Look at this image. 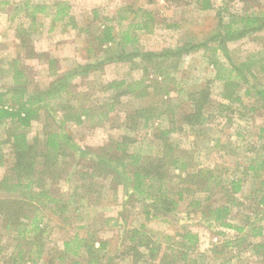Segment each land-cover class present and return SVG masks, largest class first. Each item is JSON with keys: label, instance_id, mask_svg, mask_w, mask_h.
I'll return each mask as SVG.
<instances>
[{"label": "trees", "instance_id": "1", "mask_svg": "<svg viewBox=\"0 0 264 264\" xmlns=\"http://www.w3.org/2000/svg\"><path fill=\"white\" fill-rule=\"evenodd\" d=\"M190 4L199 13L213 9L211 0H191ZM8 5V0H0V12H4ZM45 8L34 5L32 18ZM69 9L68 3L59 2L55 7L54 20L67 18L70 28L78 29L69 16ZM22 10L14 9L16 14ZM253 13L227 12L224 17L218 11L216 31L206 40L185 41L175 49L143 52L139 49L135 32L152 29V14L136 10L133 18L123 25V30L115 31V26L108 22L100 30L96 37L97 48L107 45L102 59L59 73L58 61L47 57L48 75L53 80L46 89L35 87L31 93L28 92L27 75L20 65L22 57L5 61L4 66L0 67V78H8V85L0 87V169L7 164L6 152L11 157V163L0 179V191L6 195L0 198V229L8 235L7 239L13 245L10 253L5 255L2 254L4 249L0 248V262L105 264L109 242L97 237L95 232L85 230V226L80 227L85 230L84 233L81 234L77 227L60 247L45 251L48 227L42 223L39 214L45 207L50 208L52 213L63 214L83 189L88 205L95 204L106 177L110 178L112 192L117 194L120 189L124 195L120 206L122 220L125 221L132 209H138L143 216L144 221L135 227H124L120 231L117 253L123 259L128 257L131 264H231L243 250L250 251L254 256L264 255V211L256 215L246 214L241 201V197L248 199L258 192L260 197L255 204L257 207L264 205V144L257 149L249 145L242 147L243 153L250 154L246 166L239 174L227 178L225 165L194 163V152L181 147L174 139L175 134L184 131H192L194 138L202 135L205 139L207 131L204 127L195 129L209 123L213 114L222 115L231 110L234 104L244 107V96L252 100L249 111L264 113V53H252L235 64L228 46L229 43L264 32V12ZM120 19L119 23H122L127 18ZM15 33L18 47L24 50L23 59L37 58L33 48L26 47L22 24L16 27ZM198 51L206 54L207 63L214 72L213 79L199 90L187 93L177 92L181 89L175 91L179 84L174 81L171 72L176 71L184 57ZM119 63L140 70L142 77L129 83L113 80L101 84L100 90L111 94L110 102L101 105L103 111L77 106L73 95L76 81L102 71L109 64ZM152 72L155 78L147 84L148 74ZM212 82H218L221 89V100L213 105L209 88ZM149 87L161 91L167 99L159 106L133 109L116 123L129 130V135L139 125L145 130L152 128L155 142L133 149V152L129 147L133 141L126 135L97 148L75 143L67 130L70 125H82L87 119L93 126H99L110 111L123 102V98L142 97ZM172 91L178 96L181 93L183 99H171ZM180 102H189L191 112L177 114L176 108ZM57 106L62 109L60 118L56 114L59 110ZM42 111L48 115V127L29 141L27 130L40 119ZM155 120H158L156 125ZM258 139L264 140V129H260ZM60 179H74V192L65 202L52 188ZM248 182L257 185V191L256 188L245 191L244 186ZM197 193H204V198H195ZM185 196L191 198L185 205L184 213H179V202ZM215 197L217 201H214ZM234 212L245 213L240 224L232 222ZM179 214L186 218L197 214L208 229L214 228V235L224 239L201 251L198 234L185 225L173 233L147 227L151 221H180ZM113 225L117 226L116 219ZM225 231L236 235L232 239L225 238ZM108 260V264H113V259Z\"/></svg>", "mask_w": 264, "mask_h": 264}, {"label": "rangeland", "instance_id": "2", "mask_svg": "<svg viewBox=\"0 0 264 264\" xmlns=\"http://www.w3.org/2000/svg\"><path fill=\"white\" fill-rule=\"evenodd\" d=\"M9 5L5 7L4 12H0V67L4 66L5 61H9L16 54L20 58V65L23 66L26 78L28 80V92H32L35 87L46 89L52 77L48 75L46 58L53 57L58 61L59 73L77 65H85L87 62H94L104 57L103 50L107 45L97 48L96 37L106 22L115 26V31L123 30V25L133 18V12L146 11L152 14V29L148 32L136 31L138 36V46L141 51L159 52L165 48L175 49L178 44L185 41L202 42L216 31L217 12L220 11L224 17L226 13H263L264 0H211L213 4L212 11L199 13L193 9L191 0H8ZM59 2H66L69 5V16L73 18L78 29H71L67 18L54 20L55 7ZM34 5L46 7L43 12H37L32 18L31 12ZM23 8L16 14L15 8ZM224 10L225 13L223 12ZM254 14V13H253ZM127 18L122 23L120 18ZM140 18V17H139ZM137 20V19H136ZM23 25L25 31L26 47H32L37 58L23 59L24 50L18 47L16 36V27ZM119 25V27H118ZM121 25V26H120ZM20 43V41H19ZM231 50V60L238 64L246 59L252 53H264V32L250 37L243 38L237 42L228 44ZM206 54L198 51L184 57L176 71L171 72L174 81L179 84L175 88L181 89L177 92H190L206 87V82L213 79V69L208 65ZM2 63V64H1ZM7 63V62H6ZM6 68V66H5ZM4 68V69H5ZM142 73L129 64H109L100 72H94L93 75L84 80H77L73 95L77 106L92 107L93 110L103 111L101 105L103 102L109 103L111 94L104 93L101 84L118 80L130 82L133 79H140ZM155 78L148 74L147 84ZM160 80V78H158ZM8 85V78H0V87ZM220 85L218 82H212L209 86L211 91L212 105L220 101ZM185 89V90H184ZM119 93V90H116ZM242 93V91H241ZM178 96L174 91L170 93L171 99H183L181 93ZM243 105L234 104L232 109L224 112L222 115L213 114L211 121L200 128L207 131L206 138L201 135L194 138L192 131H184L181 134H175L174 139L180 143L181 147L191 149L194 152L195 161L202 164H222L227 167L225 177L239 174L242 168L246 166V160L250 154L243 153L242 147L249 145L252 149H257L264 144V140L259 141L260 129H264V113L259 111L251 112L248 106L252 103L249 96H244ZM167 98L156 89L149 87L144 96L136 98H123L119 105L110 111L108 116L99 126L93 124L87 119L82 125H70L69 130L76 144L83 147L97 148L105 146L109 141L120 140L124 135L129 136L133 141L130 151L138 147H147L150 142L153 143L154 137L152 128L142 129L141 125L131 135L129 130L116 123L123 119L126 114L133 109L142 107H155L162 104ZM58 118L61 117L62 109L57 106ZM191 112L189 102H180L176 108V113ZM48 115L42 111L40 119L34 121L27 130L29 141L42 130L48 127ZM158 120H155V125ZM118 125V126H117ZM206 126V127H205ZM204 140V141H203ZM224 145L225 147H219ZM7 164L0 169V179L5 174L7 167L11 163V157L6 152ZM193 163L192 168L195 167ZM264 177V173L262 175ZM103 186L99 191V200L95 204L87 203L83 191L76 197L74 202L69 203L67 211L63 214L52 213L50 208L45 207L40 212L44 225H47V239L45 251L49 248H58L63 240L71 237L78 228L82 234L85 230L95 232L97 237L109 242L107 255L104 259L105 264L109 263V258L113 259V264H131V260L119 257L117 248H119L120 231L124 227H135L143 220L139 210L132 209L126 215L125 221L122 220L120 211L124 201V195L118 189L117 194L111 190L110 178H104ZM74 179H60L52 187L56 194L62 196L63 201H67L70 194L74 192ZM251 182L244 186V190L251 191L255 189ZM257 191V188L256 190ZM90 192V191H89ZM91 193V192H90ZM96 194V193H94ZM204 193H197L195 198L203 199ZM6 195L0 191V198ZM94 197V196H93ZM260 193L255 192L253 197L242 198L243 207L246 214L256 215L257 212L264 211V205L255 204ZM191 196H185V199L179 202V213H184L185 205ZM61 199V200H62ZM217 201V198H214ZM82 203V204H81ZM136 209V208H135ZM75 210V212H74ZM245 213H232V222L241 223V217ZM261 215L262 213H258ZM180 221L162 223L160 221H151L147 224L149 229L159 232L173 233L181 230L182 226L191 229L198 234L199 249L205 251L211 245L222 241L224 237H217L213 234V229H208L200 220L197 214L191 218L178 215ZM114 219L117 226L113 225ZM2 219L0 218V227ZM264 225V222L262 223ZM85 226V230L80 229ZM218 230H221L218 228ZM225 238L232 239L236 234L231 231H225ZM7 234L0 229V248L4 249L2 254L10 253L11 245L7 239ZM11 239V237H10ZM243 247V246H242ZM120 251V249H119ZM2 262V261H1ZM0 264H3L1 263ZM38 264H42L40 261ZM231 264H264V255L254 256L250 251L243 250L238 258L232 260Z\"/></svg>", "mask_w": 264, "mask_h": 264}, {"label": "crops", "instance_id": "3", "mask_svg": "<svg viewBox=\"0 0 264 264\" xmlns=\"http://www.w3.org/2000/svg\"><path fill=\"white\" fill-rule=\"evenodd\" d=\"M16 56H18V55L16 54L14 57H16ZM14 57H12V58H14Z\"/></svg>", "mask_w": 264, "mask_h": 264}]
</instances>
